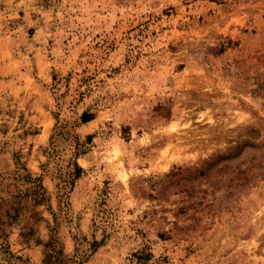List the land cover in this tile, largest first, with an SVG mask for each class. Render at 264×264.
Segmentation results:
<instances>
[{
    "label": "rangeland",
    "instance_id": "rangeland-1",
    "mask_svg": "<svg viewBox=\"0 0 264 264\" xmlns=\"http://www.w3.org/2000/svg\"><path fill=\"white\" fill-rule=\"evenodd\" d=\"M0 264H264V0H0Z\"/></svg>",
    "mask_w": 264,
    "mask_h": 264
},
{
    "label": "trees",
    "instance_id": "trees-1",
    "mask_svg": "<svg viewBox=\"0 0 264 264\" xmlns=\"http://www.w3.org/2000/svg\"><path fill=\"white\" fill-rule=\"evenodd\" d=\"M93 119V115L91 114V113H88V112H83L82 113V115H81V117H80V121H81V123H83V124H85V123H87V122H89V121H91ZM74 171H73V173H72V176H73V178L75 179V178H78L80 175H81V173H82V169L81 168H79L77 165H76V163L74 164ZM41 188V187H40ZM91 246L93 247V251H95L96 249H97V247H99V245H98V243H96V242H92L91 243ZM6 250H7V248H6ZM4 252H8V251H4ZM7 254H9V256L10 257H12V255H10V253H7Z\"/></svg>",
    "mask_w": 264,
    "mask_h": 264
}]
</instances>
